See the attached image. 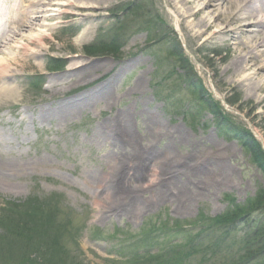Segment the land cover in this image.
Wrapping results in <instances>:
<instances>
[{
    "label": "rangeland",
    "instance_id": "rangeland-1",
    "mask_svg": "<svg viewBox=\"0 0 264 264\" xmlns=\"http://www.w3.org/2000/svg\"><path fill=\"white\" fill-rule=\"evenodd\" d=\"M96 7L102 9L98 12L102 20L86 40L69 37L71 32L83 30L70 9L50 19L40 17L43 13L37 9L35 25L21 28L2 48L5 54H0L4 57L13 52L15 59L10 64L18 72L16 81L6 82L17 83L18 91L8 98L0 95V209L14 202L20 204L18 212L29 210L26 216L14 212L12 220L21 218L30 225V212L34 211L39 220L46 216L53 222V229L54 224L63 229L56 232L52 246L42 239L41 246H31L39 251H31L29 246L24 255L34 257L32 264L55 262L57 257L65 264H127L131 254L150 248L156 251L160 246L169 250L170 240L188 235L200 242L198 260L213 258L204 264H264V259L239 262L245 231L240 221L225 234L221 229L205 230L210 218L220 215L230 201L241 205L258 188L264 189L263 162L258 158L256 162L235 139H229L234 137L233 130L244 129L264 152V91L252 90L243 77L247 72L236 76L222 73L229 49L204 40L206 35L191 40L180 30L166 0H105ZM113 23L114 36L121 40L120 54L88 57L84 45L99 35L111 37L107 30ZM38 28L48 29L44 45L29 42V46L42 50L41 57L13 48L16 41ZM172 49L179 50L187 62L180 63L179 56L170 54ZM50 56L64 57L63 68L50 71ZM70 56L79 63H103L109 71L95 74L103 76L83 87H79L84 84L80 80L64 90L51 89L49 77L62 73ZM188 65L198 73L205 92L186 76ZM112 74L107 103L102 99L65 119L59 117L69 95L91 90ZM32 75L42 81L39 90L29 85ZM68 88L71 90L65 94ZM210 103L224 117L221 125L208 109ZM121 111L127 115V130L133 139L123 151L109 145L104 126ZM175 127L184 132L182 139ZM143 150H147L144 156ZM138 154L140 158L157 154V160H170V164L157 172L152 166L146 168L147 162L137 165ZM120 160L125 164L113 168ZM119 177L116 194L121 200L113 202V209L110 183ZM109 179L108 191L103 190ZM180 187L186 193L184 199ZM125 191L131 192V198L124 199L125 194L130 196ZM161 193L164 197H159ZM133 200L140 203L139 213L115 212L131 208ZM106 208V215H101ZM251 216L263 220L264 208ZM171 222L177 227H171ZM160 225L164 228L157 229ZM152 226L155 231L149 234L141 231ZM14 252L3 250L0 264L14 262L10 261ZM192 263L198 262L194 259Z\"/></svg>",
    "mask_w": 264,
    "mask_h": 264
},
{
    "label": "bare ground",
    "instance_id": "bare-ground-1",
    "mask_svg": "<svg viewBox=\"0 0 264 264\" xmlns=\"http://www.w3.org/2000/svg\"><path fill=\"white\" fill-rule=\"evenodd\" d=\"M101 2L103 3L105 0H75V2L73 0H56L55 2H51V0H0V18L6 16V21L4 23L0 22V54H5L2 48L11 41V38L18 31H21V28H32L31 25H35L36 17L33 16L37 9H39L40 13H43L40 17L43 16L46 19L59 18L62 14L66 13L67 9H70L71 14L76 16L79 24L83 26V30L76 36L77 40L90 38L93 31L100 26L102 20V14L98 13L102 9L101 7H96ZM166 2L169 3L180 30L183 28L182 31L191 40H197L201 36L206 35L204 40L211 39L215 43H221L229 49V59L224 69L221 70L222 73L230 72L232 76H236L247 72V75L243 77L245 81L250 82L252 90L254 92L264 91V73H261L264 72V0H166ZM49 4L52 6L50 9L46 8ZM176 5L181 9L177 8ZM6 23L8 24L7 28H5ZM11 24L15 29L9 30ZM47 30V28H38L36 32L28 33L21 42L16 41L13 48L16 51L18 49H25L29 51L30 55L41 57L43 55L42 50H35L34 47L29 46V42L42 47L48 36ZM208 31L210 32L207 33ZM10 32L13 35L9 34ZM14 57L13 52L12 54H6L4 57L0 56V95L7 98L18 91L17 83L16 85L6 83L7 80H17L18 72L10 64L15 59ZM108 71L109 69L105 71V64L103 63H79L74 59V56H70L67 68L55 77H49V87L55 90H64L74 82L76 85L80 80L84 84L79 87H83L97 78H101ZM99 72L103 75L95 77V74ZM113 79L112 74L95 83L91 90H82L69 95L63 103L66 108L61 110L59 117L65 119L73 111L82 110L87 104H94L102 99L107 103L109 101L108 91L113 83ZM135 85L138 87L139 84L135 82L134 87ZM71 88H68L65 94L69 93L68 91ZM50 100L53 101V97ZM213 113L216 118L220 117L219 112L216 111L215 114V111H213ZM126 120L127 115H124L121 111L104 122L105 130L108 133L105 139H108L110 146L118 147L122 151L126 144L133 141L132 136L129 135L127 130L128 124ZM175 128L176 132H179L178 138L182 139L181 133L183 134L184 132L178 127ZM142 152V156H144L147 150H143ZM138 156L137 165L147 162L146 168L152 166L157 172L159 171L158 169L166 168V165L170 164V160L160 161V158L157 160L159 156L157 154L151 158H143L142 156L140 158V154ZM134 157L135 155L132 158ZM124 164L125 161L123 160L115 161L113 168L120 169L119 165ZM177 171H180V169ZM185 174L187 175L186 171ZM200 174L202 173L199 172ZM120 177L118 179H111V183L110 179L105 180L103 183V190L106 188V191H108L107 185L111 184L109 202L112 203L111 207L113 209L116 205L113 202L121 200V196L116 194L117 189H119L118 180H120ZM180 191V195L184 199L186 193L181 187ZM125 193H129L130 196H127L128 194L126 195ZM124 194V199L131 198L130 191H125ZM159 197H164V194L161 193ZM129 204L132 205L131 208L125 207L115 210V212H121V214L125 212L129 215L139 213L140 203L137 200H133ZM107 212L108 208L104 209L101 215H106Z\"/></svg>",
    "mask_w": 264,
    "mask_h": 264
},
{
    "label": "trees",
    "instance_id": "trees-1",
    "mask_svg": "<svg viewBox=\"0 0 264 264\" xmlns=\"http://www.w3.org/2000/svg\"><path fill=\"white\" fill-rule=\"evenodd\" d=\"M119 51V47L115 46V42L109 43V45L104 46L103 48H94V49H85V52L89 55H104V54H117ZM175 51V49H172ZM175 53L176 57L179 56L180 63L183 61L187 62L183 57L182 53L179 50L175 52H171L173 55ZM213 56L214 52L211 53ZM217 55V54H216ZM186 76L191 77L194 76L193 72L188 65ZM185 71V69H183ZM193 85V84H192ZM197 87H199L200 91H203V88L199 83H196ZM194 87V85L192 86ZM198 91V92H200ZM206 106V105H205ZM212 104H208V109H211ZM213 111V110H212ZM220 112V111H217ZM216 114V111H215ZM220 123L224 120V117H218ZM234 137H229L236 139L239 145L248 153H250L251 157L256 161V158L259 161L263 162V171H264V152L262 147L259 145L257 140L250 134L249 131L238 128L235 132L232 131ZM261 147V148H260ZM20 204L11 203L7 206H4L0 209V213H3L0 218V228L3 230L0 235V262L2 261L1 252L3 250L14 249V253L10 256L11 264H32L31 261L34 260V257L29 258L24 255V253L28 252L27 247L37 246V244H42V239L46 240L48 244L52 246L56 232L60 229H63L56 225L55 228L51 227L53 222H49L46 216L40 217L34 212L31 211L30 225L23 222L22 219L17 218L12 220L11 217H14V212H18L17 207ZM264 208V189L258 188L254 195L248 198L241 205L235 204L233 201L228 203V207L220 214L215 217L210 218L211 222L207 225L205 230L216 231L221 229L224 234L228 232V230L233 226L234 223L240 221L244 226V235L242 236L243 245L241 246V251L237 258H239V262L253 261L264 259V219L258 218L255 216H251V213ZM29 208L26 207L19 216H26L28 214ZM42 220H46V222H42ZM196 221V219H195ZM171 227L176 226L171 222L169 224ZM177 227V226H176ZM162 229V228H157ZM53 231V233H52ZM151 231H155V227L152 226L148 229H144L142 232L144 234H149ZM48 237V238H47ZM32 242L30 243V240ZM53 239V240H52ZM146 239L143 238V241ZM198 245L191 244V242L185 241H174L171 243L168 242V247L170 250H167L166 247H160L155 253H146V254H136L135 258H132L129 261V264H193L192 261L194 259L195 262L199 264H204V262H208V259H213L210 256L208 259L205 256L201 257L200 260L195 257L198 253L199 241H194ZM47 244V245H48ZM209 248V246L207 247ZM31 251H39L36 248L30 249ZM23 251V252H22ZM51 248V253H52ZM60 257H57V261L55 262H46V264H65L66 262H58ZM130 259V258H129ZM4 262L3 264H5ZM34 264H39L37 262H33ZM7 264H9L7 262Z\"/></svg>",
    "mask_w": 264,
    "mask_h": 264
}]
</instances>
